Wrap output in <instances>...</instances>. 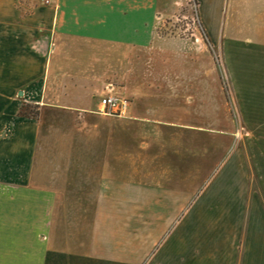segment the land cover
I'll return each instance as SVG.
<instances>
[{
	"label": "crops",
	"instance_id": "0c3cea01",
	"mask_svg": "<svg viewBox=\"0 0 264 264\" xmlns=\"http://www.w3.org/2000/svg\"><path fill=\"white\" fill-rule=\"evenodd\" d=\"M181 1L0 0V264L146 261V215L179 213L161 185L179 177L164 138L183 135L188 146L189 135L211 133L195 123L210 108L196 97L206 89L189 48L165 57L159 47ZM199 7L213 39L228 37L220 24H251L260 41L251 99L240 101L264 111V0ZM112 87L134 102L125 117L99 112ZM23 105L39 117H22Z\"/></svg>",
	"mask_w": 264,
	"mask_h": 264
},
{
	"label": "rangeland",
	"instance_id": "374dc122",
	"mask_svg": "<svg viewBox=\"0 0 264 264\" xmlns=\"http://www.w3.org/2000/svg\"><path fill=\"white\" fill-rule=\"evenodd\" d=\"M199 4L179 3L175 16L160 25L159 47L165 57L189 48L195 81L206 89L196 97L204 96L210 108L208 118L195 123L204 121L211 133L189 135L193 150L187 153L185 136L164 138L169 152L163 158L177 161L179 177L161 185L169 189V202H179V213L146 215L147 241L154 244L143 264H264L254 262L264 258V119L251 125L246 118L264 111L240 101L241 95L251 99V43L260 40L251 39L249 23L220 24L228 37L211 38ZM26 113L40 115L36 105Z\"/></svg>",
	"mask_w": 264,
	"mask_h": 264
},
{
	"label": "built area",
	"instance_id": "2783aa9c",
	"mask_svg": "<svg viewBox=\"0 0 264 264\" xmlns=\"http://www.w3.org/2000/svg\"><path fill=\"white\" fill-rule=\"evenodd\" d=\"M46 1V4H49ZM114 89L110 90L101 100L100 113L111 117H125L127 116L131 107V102L127 98H122L113 94Z\"/></svg>",
	"mask_w": 264,
	"mask_h": 264
},
{
	"label": "trees",
	"instance_id": "16d2710c",
	"mask_svg": "<svg viewBox=\"0 0 264 264\" xmlns=\"http://www.w3.org/2000/svg\"><path fill=\"white\" fill-rule=\"evenodd\" d=\"M29 108H30V105H23L22 108H21V110H20V115H21L22 117L35 118V117H32V116H30V115H28V114L26 113V110H29ZM24 110H25V111H24Z\"/></svg>",
	"mask_w": 264,
	"mask_h": 264
}]
</instances>
